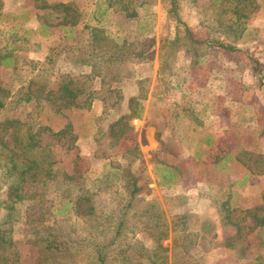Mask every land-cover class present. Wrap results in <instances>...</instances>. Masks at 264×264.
Returning a JSON list of instances; mask_svg holds the SVG:
<instances>
[{
	"label": "rangeland",
	"instance_id": "1",
	"mask_svg": "<svg viewBox=\"0 0 264 264\" xmlns=\"http://www.w3.org/2000/svg\"><path fill=\"white\" fill-rule=\"evenodd\" d=\"M175 1L179 16L195 36L214 41L213 27L209 26L213 11L209 0ZM45 2L49 5L72 3L79 11L78 26L72 30L58 26V16L38 9L35 0H0V53H12L15 58V67L0 66V88L7 92L0 121L17 118L54 133L71 124L73 134L69 138L55 139L52 147L54 156L62 161V168L71 171L78 155L90 164L86 173L88 189L108 181L125 195L123 178L113 167L115 164L125 166L127 162L121 159L119 149H110L101 138V132L109 134L117 117L126 112V107L121 108L124 95L119 106L62 111L46 100L35 109L34 102L18 103L17 98L30 82L43 83L47 90H56L63 76L90 73L88 67L79 69L72 62L88 45L86 25L101 27L120 45L132 44L137 50L153 41L150 60L143 65H131L136 76L122 90L138 80H145L141 85L142 94L146 96L142 98V105H146L148 115L144 111L140 119L130 122L139 134L142 154L133 165L149 183L141 199L145 204L155 205L168 225V239L162 244L168 248L167 264L184 262L182 251L173 250L171 223L179 215L187 218L189 231L197 236L198 246L189 250L199 258L200 264H252L257 254L264 256L262 246L249 249L248 257H239V247L246 244L243 239H239L235 249L225 247L237 233V229L226 222L227 214L240 226H249L252 221L246 218V211L264 207V175L251 172L245 165L247 162L256 167L260 155H264L261 124L264 122V0L257 1L258 8L248 19L246 26L252 37L240 42V52H223L212 43L198 51L201 62L198 71L203 68L199 74L204 79L194 86L182 84L191 62L182 50L169 60L172 68L169 73L160 71L161 40L174 39L177 33L184 35V28L177 27L170 18L163 0H133L129 5L114 0L112 8L108 7L107 0ZM123 6H128L127 11L120 10ZM50 55L51 60L47 62ZM254 62L259 65L255 66ZM187 87L197 90L189 91ZM148 124L160 130L161 139L154 141L152 129L146 132L144 128ZM142 135L146 139L148 136L152 143L146 140L148 145L144 146ZM74 137V148L67 151ZM42 139L44 144L52 141L49 131L42 133ZM103 151L107 158L101 157ZM235 158H240L239 164L235 163ZM160 163L177 167L176 171L172 170L175 182H164L163 173L156 169ZM160 182H164V186H159ZM3 192L0 203L5 199ZM52 199L55 206L51 223L66 220L86 235L87 225L66 205L64 192L56 193ZM225 202L229 213L223 208ZM22 212H25L24 207ZM4 214L0 206V219ZM138 221L141 223L142 218ZM29 231L24 220L16 223L13 236L21 264H34L40 254L36 246L27 243ZM135 236L136 240L151 246L147 233L140 231ZM256 236L257 232H252L247 240L253 241ZM260 237L264 238L263 234L260 233Z\"/></svg>",
	"mask_w": 264,
	"mask_h": 264
},
{
	"label": "trees",
	"instance_id": "2",
	"mask_svg": "<svg viewBox=\"0 0 264 264\" xmlns=\"http://www.w3.org/2000/svg\"><path fill=\"white\" fill-rule=\"evenodd\" d=\"M35 1L38 9L49 11L51 16H58V26L69 27L70 30L78 26L79 11L72 3L49 5L45 0ZM107 1L108 7L112 8L114 0ZM126 1L119 0L118 3L129 5L133 0ZM257 1L209 0V8L213 10L209 26L213 27L214 38V41H210L195 36L179 16L175 0H163L168 6L170 18L177 23V27L184 28V35L181 37L177 33L174 39L161 40L160 71L169 73L172 69L169 60H173L178 51L182 50L191 59L190 70L182 84H199L204 78L199 74L203 68L198 71L201 65L198 51L204 45L212 43L223 52H240V42L252 37L246 25L251 14L258 8ZM127 9L128 6L120 8L121 11ZM46 25L44 22L43 28ZM85 29L89 30L88 45L86 49L80 50L81 54L72 58V62L79 69L88 67L90 73L63 76L56 90H47L43 83L30 82L20 90L18 103L34 102L36 106L32 107L37 109V105L46 100L59 111L72 108L90 110L97 102L112 107L122 103L123 87L136 76L131 65H143L150 60L153 41L150 40L143 49L137 50L132 44L124 42L120 45L101 27L86 25ZM50 60L51 55L46 61ZM254 64L259 65L256 62ZM0 66L15 67L13 54L0 53ZM144 82L145 80L136 82L141 94L129 100V113L111 125L109 134L101 132V138H104L110 149H119L121 159L127 162L125 166L115 164L113 167L123 178L125 195L114 183L109 184L108 181L88 189L86 173L90 164L78 155L71 171L62 168V161L54 156L52 147L55 139L62 136L69 138L73 134L71 124L54 133L49 128L36 127L17 118L0 121V193L5 191L2 193L5 199L0 203L5 211L0 219V264H21L13 236L15 225L20 220H24L30 229L27 243L36 246L40 252L34 264H167L168 248L162 244L168 239V225L163 213L158 208L156 210L155 205L145 204L141 199L142 193L148 191L149 183L140 169H135L133 165L142 154L139 134L130 122L142 117V98L146 97L141 88ZM187 88L193 92L197 90L194 87ZM5 93L7 92L0 88V110L6 107ZM261 124L264 132V122ZM45 131H49L52 138L46 144L42 139ZM75 142L76 137L66 150L73 149ZM98 144L101 145L100 140ZM101 157H108L106 151H103ZM237 160L240 162V158ZM245 165L251 172L264 175V155H260L256 167L247 162ZM156 169L163 173L165 183L175 182L174 171L177 167L160 163ZM164 182H160L159 186H164ZM60 192H64L68 200L66 205L72 209L74 216L87 225L86 235L81 234L66 220L51 223L55 206L52 196ZM23 207L25 212H22ZM223 208L230 212L227 202L223 204ZM230 215L227 214L226 222L234 226L237 233L225 243V247L235 249L239 239H243L246 244L239 247L238 254L243 258L249 256V249L264 246V238L260 237V233L264 236V207L258 206L246 211V218L252 221L249 226H240ZM139 217L142 218L141 223L138 221ZM140 231L149 235L151 246L135 239ZM171 231L174 234L173 250L182 251L183 264H200L199 258L189 250V247L198 246V243L197 236L188 229L187 218L182 215L174 217ZM255 231L256 239L247 240ZM252 264H264V256L257 254Z\"/></svg>",
	"mask_w": 264,
	"mask_h": 264
},
{
	"label": "crops",
	"instance_id": "3",
	"mask_svg": "<svg viewBox=\"0 0 264 264\" xmlns=\"http://www.w3.org/2000/svg\"><path fill=\"white\" fill-rule=\"evenodd\" d=\"M150 77V76H149ZM156 77V76H155ZM152 92H153V90H152ZM152 92H151V94H150V96H151V98L153 97V94H152ZM139 94H140V92H139V90H138V86H137V83L136 84H132V85H128L126 88H125V90L123 91V95H124V101H123V105H122V107L121 108H123V107H126V112H124V113H122L121 114V116H123V115H126L127 113H129V111H128V103H129V100L132 98V97H137V96H139ZM149 96V97H150ZM100 107H103V104H101V103H94L93 104V106H92V108L93 109H98V108H100ZM143 108H144V110H143V112L144 111H146V115H148V113H147V107H146V105L145 104H143ZM128 111V112H127ZM121 116H119V117H117V119L118 118H120ZM152 124V123H151ZM151 124H148L144 129L146 130V132H148V131H150V129H152V131H155V133H153L152 134V138L154 139V141H156L158 138H157V135H158V137H159V139H161V132H160V130H155V128L151 125ZM143 136V145L144 146H147L148 145V142L149 143H152L151 142V139L147 136V139L144 137V135H142ZM156 138V139H155ZM146 140L148 141L147 143H146ZM145 142V143H144ZM235 163L236 164H239L240 162L235 158ZM165 164H167V163H165ZM167 165H169V164H167ZM172 166V165H171Z\"/></svg>",
	"mask_w": 264,
	"mask_h": 264
}]
</instances>
